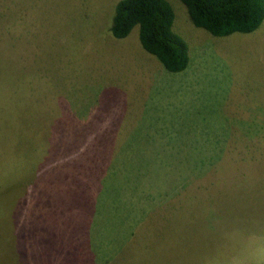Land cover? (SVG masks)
<instances>
[{
    "label": "rangeland",
    "instance_id": "rangeland-1",
    "mask_svg": "<svg viewBox=\"0 0 264 264\" xmlns=\"http://www.w3.org/2000/svg\"><path fill=\"white\" fill-rule=\"evenodd\" d=\"M119 1L0 0V132L14 102L61 154L0 176V264H264V22L218 37L168 0L190 55L172 74L139 27L111 35Z\"/></svg>",
    "mask_w": 264,
    "mask_h": 264
},
{
    "label": "trees",
    "instance_id": "trees-1",
    "mask_svg": "<svg viewBox=\"0 0 264 264\" xmlns=\"http://www.w3.org/2000/svg\"><path fill=\"white\" fill-rule=\"evenodd\" d=\"M180 1L187 7L190 19L197 28L204 29L218 37H226L235 33L250 34L256 31L264 22V0ZM175 19V10L168 0H120L115 6L110 33L115 39L123 40L132 34L135 27H139V39L142 48L147 53L155 56L167 72L172 74L180 73L189 67L190 55L189 45L186 40L174 31ZM22 88L23 86H20L16 91L17 98L28 99V103L32 105V107L28 105V108L38 110L37 103L39 101L32 102L33 97H36L38 92L34 88L24 87L27 94L22 97L21 92H19ZM9 105L14 108L15 115L18 116L16 117V121L9 124L10 126L3 133L8 134L6 135L7 139L9 134H11L14 143L11 146L7 141V144V139H4L3 133L0 132V152L3 151L2 156L8 159L18 149V156L13 161L17 172L13 171L12 168L8 169L9 166H7L6 172H2L0 176L6 179L5 175H7L12 180L15 174L18 176L21 169L22 175L25 174L26 176L38 166V163L45 167L50 158L55 157L56 161H58L57 158L61 154L57 157L58 153H51L45 150L43 141L37 142L31 140L29 143L25 142L27 140L24 139V136L25 134L29 136L28 130H31L33 126L30 124V127L26 128L28 132H22L19 125L22 123H20L22 118H19L21 114L16 112L19 105L14 102ZM8 112L9 110L6 111L0 103V115ZM20 148L25 151H21ZM30 149L31 151L29 152ZM22 155L23 161L21 160ZM36 162L38 163L36 164ZM48 166H51V164ZM43 167L38 171V174H43ZM125 179L128 181L129 175ZM29 218L35 220L36 224L40 227V223L37 222L39 219L37 215L31 214ZM35 234H33V238ZM45 237L46 228L42 229V232L36 237L33 244L40 247L45 241ZM37 247H35L36 251L34 250L36 252L33 255L34 258H40L38 255H42ZM21 255L27 257L26 253H21ZM30 257L31 255L27 259H30ZM39 262L43 263L42 261Z\"/></svg>",
    "mask_w": 264,
    "mask_h": 264
}]
</instances>
